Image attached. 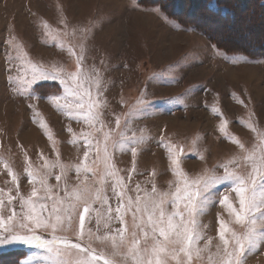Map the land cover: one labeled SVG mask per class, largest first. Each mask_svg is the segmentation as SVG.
<instances>
[{
	"label": "rangeland",
	"instance_id": "rangeland-1",
	"mask_svg": "<svg viewBox=\"0 0 264 264\" xmlns=\"http://www.w3.org/2000/svg\"><path fill=\"white\" fill-rule=\"evenodd\" d=\"M171 1L167 0V5ZM192 2L194 7L189 13L198 16V9L194 8L200 6L203 0ZM192 2L189 0L185 5L186 2L175 0L173 5L187 11ZM238 2V8L244 13L243 20H238L237 24L219 21L213 26L208 24L207 19H195L198 27L203 29L200 30L179 23L171 14L181 17V11L172 12L165 0H0V189L5 194L11 190L12 195H16V184L4 167L5 161L19 178L20 194L28 196L34 186L40 188V185L38 181L29 183L25 169L31 165L33 170L43 173L45 160L55 162L57 159L66 166L87 163L96 175L88 174L85 179L82 172L78 179L72 167L57 182L55 176L60 174V168H53L48 184L54 186V193L63 196L65 182L69 188L82 182L100 186L104 162L96 158L95 149L90 150L83 140L72 143V133L67 129L71 127L78 136L93 132L94 140L102 141V135L97 136L95 129L83 120L70 118L57 110L46 98L22 94L30 71L20 72L13 67L19 65L27 69L31 61L45 67L55 64L74 71L75 58L69 54V46L79 53L81 45H84V70L89 73L98 70L102 78L103 95L99 99L106 100L101 109L105 129H115V117L117 114L120 116L121 126L109 141V152L111 161L119 170V175L126 178L130 190L135 189L136 184L151 189L154 179L157 188L166 191L169 182L174 181L167 150L159 143L161 136L176 145L178 151L182 147L181 166L190 177L210 174L214 165L238 152V146L219 131L222 120L228 121L227 129L231 134L246 146L252 145L255 134L246 124L250 121L258 130H264V51L260 52V57H250L231 51L225 41L230 39L242 45L245 43L244 36L258 40L257 44L264 42V7H261L264 0ZM45 21L53 35L45 32ZM63 21L67 22L66 28ZM213 27L218 34L224 33L218 45L207 35L214 30ZM84 28L89 29L86 38L81 32ZM13 37L14 45L11 43ZM153 75L155 79H151ZM50 91L62 94L58 82ZM90 91L95 96L94 86ZM241 100L243 103H240ZM138 101L142 103L138 104ZM30 104L35 105V109L30 108ZM213 108L219 109L222 115L214 113ZM34 111L40 114L37 119L42 118L46 122L52 141L33 119ZM133 134L145 139L135 145L138 149L135 173L127 181L133 167L131 151L120 150L118 146L112 148L111 145L113 140H119L121 136L130 138ZM85 151H89L86 161ZM200 154L204 159H200ZM153 170L156 173L154 178L151 175ZM237 170L245 171L243 168ZM222 172L223 169H216L217 174ZM58 184L59 187H56ZM104 187L111 198V177L105 179ZM214 192L217 193L216 202L199 217L200 229L205 237L200 246L207 243L208 237L212 240L198 264H208L209 252H216L215 246L220 243L218 228L221 219L241 230L226 206L219 203L222 193L229 196L234 206H238L235 193L225 185L218 186ZM129 194L134 196L135 192L130 191ZM39 195L44 196L45 193L41 190ZM4 199L5 206L0 208V214L6 217L12 208L19 212V199L11 206L7 205L6 195ZM41 202L49 206L52 203L51 200ZM110 203L115 206L114 198L110 199ZM93 207L102 213L105 211L99 202ZM78 223L77 216L73 228ZM86 226L95 232V214L90 223L86 221ZM117 226L116 222L112 225L113 228ZM103 231L102 222L101 234ZM38 232L44 238H50L49 232ZM57 234L76 240L71 230ZM93 247L98 251L108 250L96 240ZM29 253L35 254L34 264H46L42 259L46 255L45 250L23 247L0 254V264H17ZM245 264H264V242L247 256Z\"/></svg>",
	"mask_w": 264,
	"mask_h": 264
},
{
	"label": "snow or ice",
	"instance_id": "snow-or-ice-1",
	"mask_svg": "<svg viewBox=\"0 0 264 264\" xmlns=\"http://www.w3.org/2000/svg\"><path fill=\"white\" fill-rule=\"evenodd\" d=\"M207 5L210 12L225 14L218 0H207ZM63 23L66 28L67 22ZM49 27L46 21L43 22L45 32L53 35L49 32ZM88 31V28L81 30L85 38ZM11 43L15 44V37ZM68 52L75 58L74 71L55 64L45 67L31 61L27 69L19 65L13 67L20 72L30 71V78L26 80L22 94L46 98L57 110L70 118L83 120L95 129L97 136L102 135V141L94 140L93 132L78 136L73 133L71 127L67 129L72 133V143L83 140L90 150L95 149L96 158L104 162V175L100 177L99 187L82 182L69 188L65 182L62 188L64 194L61 196L53 192L54 186L48 184V177L52 175L53 168H60V174L55 176L57 182H60L72 167L78 179L82 172L85 179L88 174L95 176L96 172L83 162L66 166L58 159L55 162L45 160L42 165L45 170L43 173L33 170L31 165L25 169L29 183L38 181L40 188L34 186L28 196H23L19 191V178L12 173L5 161L4 167L8 169L12 181L16 184V195L13 196L11 190L5 194L0 189V208L5 206L6 195L8 206L19 199V212L12 208L6 217L0 214V254L23 247L45 250L46 255L42 259L46 264H198L202 262V253L209 249L212 240L208 237L207 243L203 247L200 246V241L205 237L200 229L199 217L216 202L217 193L214 189L225 185L235 193L238 206H234L229 196L222 193L219 203L226 206L230 216L234 217L235 225L241 230L230 226L223 219L219 221L220 243L215 246V253L209 252L208 264H245L247 256L264 242V130H258L256 125L249 121L246 126L252 130L256 139L252 145L246 146L228 131V121L222 120L219 131L238 146V152L226 161L214 165L210 174H198L195 177H190L181 166L182 147L178 151L176 145L161 136L159 143L167 150L174 181L169 182V189L166 191L159 190L154 179L151 181V189L141 188L136 184L135 189L130 190L126 178L119 175V170L111 161L109 152V141L121 126L120 116L117 114L115 117V129H105L101 109L106 100L99 99L103 95L102 78L98 70L93 73L84 70V45H81L79 53L70 46ZM155 78L153 75L151 79ZM57 82L62 88V94L50 91ZM92 86L96 90L95 96L90 91ZM37 89H40L39 93ZM139 103L142 101H138ZM29 107L35 109V105L30 104ZM213 112L222 115L217 108H213ZM38 117L40 114L34 111L33 119L37 120L45 135L52 141L53 137L49 134L46 122L42 118L37 119ZM97 124L99 127H96ZM144 139V136L136 137L133 134L130 138L121 136L119 140L112 141V148L118 146L120 150L131 151L133 167L129 171L127 181H130L135 173L138 155L135 145ZM195 144L194 140L193 145ZM53 149L55 150L54 143ZM192 150L196 151L195 148ZM88 158L89 151H85V161ZM200 159H204L203 154H200ZM217 168L223 169L222 174L216 173ZM240 168L245 171H238ZM207 172L206 169L205 173ZM151 175L155 177V170ZM107 177H111V198H114L115 206L110 203L111 198L104 187ZM56 187H59V184ZM41 190L45 193L44 196L39 195ZM130 191H134L135 195H130ZM42 200H51V206L41 202ZM97 202L105 209L103 213L93 207ZM81 208L83 211H80ZM93 214L96 218L95 232L86 226V221L90 223ZM77 216L79 223L73 228V221ZM102 222L104 231L101 234ZM114 222L119 226L113 228ZM38 230L49 232L50 238H44ZM70 230L75 234V241L67 235L57 234ZM94 240L102 242L108 250L98 251L93 247ZM34 260L35 254L29 253L17 264H34Z\"/></svg>",
	"mask_w": 264,
	"mask_h": 264
},
{
	"label": "trees",
	"instance_id": "trees-1",
	"mask_svg": "<svg viewBox=\"0 0 264 264\" xmlns=\"http://www.w3.org/2000/svg\"><path fill=\"white\" fill-rule=\"evenodd\" d=\"M166 1V5H167V0ZM175 0H172L169 5V8H171L170 10H172V12L176 11H181V17H178L177 15H175V13L171 14L173 15L175 18H177L178 22L183 24V25H186V26H192V27H195V28H199L198 25H197V22L195 23V19H198V21H200L202 19L203 20H206L208 22L209 25H213L215 26L217 22L221 21L223 24L227 23V24H230V23H235L237 24L236 22L238 20H243L244 18V13H241V9L238 8V6L240 5L239 4V0H218V4L220 6L221 9L224 10L225 14L221 15L219 12H210L208 10V5H207V0H203V3L200 5V6H197V8H194V9H198V16H195L194 14L192 13H189V10L191 11V9L194 7V3L192 2V0H190L192 3V7L189 9L184 10L183 11L180 9V6H176L173 5V2ZM183 2H186L185 5H187L188 1L189 0H181ZM239 4V5H238ZM258 6H260V3L258 4ZM264 7V4L261 5V7ZM241 8V7H240ZM195 12V10L193 11ZM185 13V14H184ZM206 15H209V16H206ZM187 16H192L193 18H189ZM184 17V18H183ZM201 18V19H199ZM188 19V20H187ZM232 19V20H230ZM215 24V25H214ZM200 29V28H199ZM212 31L208 32V29H204L205 32H208L207 35L213 40L214 44L215 45H218L219 42L221 43V37L223 36V32L218 34L216 29L213 27ZM200 30H203V29H200ZM216 32V33H215ZM218 35V36H217ZM223 38H226V37H223ZM244 40V44L242 43V45H239L238 43H235L233 41H231L230 39H227L225 41V44L228 48L232 49L231 51H239L238 53H243L247 56H250V57H260L259 54L261 51H264V42H261V44H257L258 40L254 41V40H251V39H247L245 38L244 36L242 37ZM223 41V40H222ZM243 48H242V47Z\"/></svg>",
	"mask_w": 264,
	"mask_h": 264
}]
</instances>
